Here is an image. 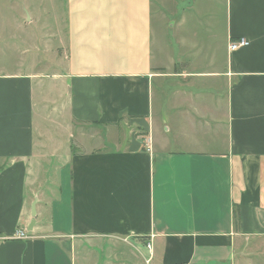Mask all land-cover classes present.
<instances>
[{"label": "crops", "instance_id": "crops-1", "mask_svg": "<svg viewBox=\"0 0 264 264\" xmlns=\"http://www.w3.org/2000/svg\"><path fill=\"white\" fill-rule=\"evenodd\" d=\"M171 1L67 0L59 74H0V264H264V0L225 47Z\"/></svg>", "mask_w": 264, "mask_h": 264}, {"label": "rangeland", "instance_id": "rangeland-1", "mask_svg": "<svg viewBox=\"0 0 264 264\" xmlns=\"http://www.w3.org/2000/svg\"><path fill=\"white\" fill-rule=\"evenodd\" d=\"M178 2L183 3L181 9L189 7L188 2H196L188 16H202L207 18L206 22L211 18L213 45L225 47L226 0ZM67 10V0H0V74H36L46 78L47 83L48 77L59 74L66 61ZM155 10L158 11L157 5ZM53 170L56 171V166ZM246 257L249 261L256 260Z\"/></svg>", "mask_w": 264, "mask_h": 264}, {"label": "built area", "instance_id": "built-area-1", "mask_svg": "<svg viewBox=\"0 0 264 264\" xmlns=\"http://www.w3.org/2000/svg\"><path fill=\"white\" fill-rule=\"evenodd\" d=\"M247 45H248L247 41L244 40V39H241V40H239V41H237V42H233V43H231V45H230V49H231V51H235V50H237L238 48L245 47V46H247ZM18 237H19L20 239L25 238L24 233H23V232H22V233L20 232L19 235H18ZM148 247L151 248L150 245H148Z\"/></svg>", "mask_w": 264, "mask_h": 264}]
</instances>
